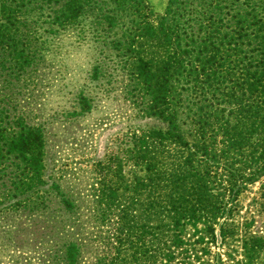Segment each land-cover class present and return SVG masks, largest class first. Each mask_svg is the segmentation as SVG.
<instances>
[{
  "label": "trees",
  "instance_id": "trees-1",
  "mask_svg": "<svg viewBox=\"0 0 264 264\" xmlns=\"http://www.w3.org/2000/svg\"><path fill=\"white\" fill-rule=\"evenodd\" d=\"M165 2L0 0V221L37 264H264V0ZM116 103L83 194L53 131Z\"/></svg>",
  "mask_w": 264,
  "mask_h": 264
},
{
  "label": "rangeland",
  "instance_id": "rangeland-1",
  "mask_svg": "<svg viewBox=\"0 0 264 264\" xmlns=\"http://www.w3.org/2000/svg\"><path fill=\"white\" fill-rule=\"evenodd\" d=\"M153 8L156 14H161L164 12L166 2L165 0H146ZM120 104H112L106 110L103 116H99L98 119L94 118L90 122H82L79 126H70L62 128L57 127V130L53 131L56 134L52 138L51 143L57 144L55 150L58 151L57 163L63 165H69V170H72L68 177L73 180L72 183H81V189L83 194H87L85 191L88 188V184L92 181V164L94 161L103 158L105 153V147H111L115 139V134L119 130L120 126L112 127V124H118V121L122 120L120 114L124 110H119ZM96 125V126H95ZM70 136H74L79 140V144H73ZM84 189V190H83ZM246 196V195H245ZM10 218V217H9ZM24 217L12 219V221L1 220L0 221V264H37L34 252L31 247V235L29 233L28 223H26ZM19 229L24 230L21 234V245L23 250L15 248L12 234L8 235V231L11 229L10 225L16 226L18 224ZM28 250V251H27ZM30 250V251H29ZM33 256V257H32ZM32 257V258H30ZM88 257V255H85ZM238 258V256H237Z\"/></svg>",
  "mask_w": 264,
  "mask_h": 264
}]
</instances>
